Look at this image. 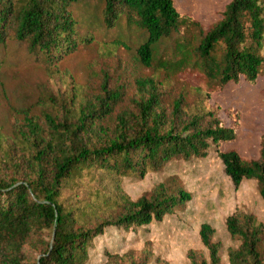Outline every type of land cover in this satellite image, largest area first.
<instances>
[{"label": "trees", "instance_id": "1", "mask_svg": "<svg viewBox=\"0 0 264 264\" xmlns=\"http://www.w3.org/2000/svg\"><path fill=\"white\" fill-rule=\"evenodd\" d=\"M77 1L0 0V75L7 62L1 49L11 42L25 44L49 72L88 42L91 36L79 32L73 15ZM103 20L109 28L141 31L137 52L143 65H157L170 75L196 70L209 93L264 76V0H231L208 29L175 0H104ZM192 28L201 29L196 44L189 36ZM165 41L172 49L158 56ZM138 88L141 96L132 110L123 107L122 90L106 80L100 95L79 109L71 94L62 113V104L55 114L43 113L45 127L26 115L13 138L0 130V264H87L95 239L108 229L161 221L192 198L183 188L160 184L134 200L120 188L124 178L142 179L172 160H194L210 150L235 185L254 179L264 199V137L258 158L221 147L237 139L238 113L226 126L213 108L190 110L183 95L168 109L159 80L144 78ZM41 93L57 99L47 90ZM226 226L241 241L230 250L229 264H264V224L253 214L234 213ZM214 233L202 224L211 264H223ZM35 238L42 250L32 261L25 247Z\"/></svg>", "mask_w": 264, "mask_h": 264}, {"label": "rangeland", "instance_id": "2", "mask_svg": "<svg viewBox=\"0 0 264 264\" xmlns=\"http://www.w3.org/2000/svg\"><path fill=\"white\" fill-rule=\"evenodd\" d=\"M230 1L175 0V3L178 9L189 13L208 29L219 20ZM103 7L104 0H78L73 4L79 32L91 37L61 60L53 72L36 62L25 44L11 42L7 49H1V54L7 58L0 75L2 133L13 138L26 115L45 127L43 113L55 114L61 104L59 112L62 113L70 105L67 97L71 94L74 96L72 105L79 109L100 95L106 80L109 87L122 90L123 107L132 110L141 96L138 82L153 78L160 81L164 105L168 109L175 98L183 95L190 110L213 108L226 126L234 124L238 113L237 139L223 144L222 149L233 148L247 158L260 156L264 137V76L254 84L244 80L231 82L209 93L202 75L196 70L170 75L157 65L145 66L137 52L141 31L125 25L107 27ZM189 36L196 44L201 29L192 28ZM115 38H121L122 42L116 44ZM171 45L168 41L162 43L158 56L170 52ZM45 90L57 99L44 98L41 92ZM119 110L114 111L107 122L110 127ZM160 184L174 190L183 188L192 193V198L161 221L139 228L108 229L95 239L87 264H211L210 251L200 236L204 223L215 229L212 241L220 246L222 263L229 264L230 250L237 248L241 241L230 235L227 217L234 213L253 214L264 224V199L257 181L243 179L240 185H235L214 150L190 161L172 160L163 169L150 171L142 179L124 178L120 188L137 200ZM41 250V240L35 238L26 244L25 255L32 261L37 260Z\"/></svg>", "mask_w": 264, "mask_h": 264}]
</instances>
